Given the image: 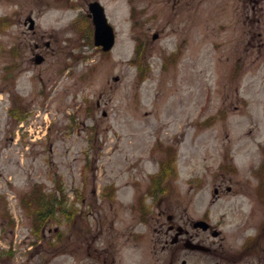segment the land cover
Listing matches in <instances>:
<instances>
[{
	"label": "rangeland",
	"instance_id": "obj_1",
	"mask_svg": "<svg viewBox=\"0 0 264 264\" xmlns=\"http://www.w3.org/2000/svg\"><path fill=\"white\" fill-rule=\"evenodd\" d=\"M93 1L115 33L107 51ZM261 164L264 0H0V264H211L247 238L225 264H264ZM34 183L69 212L39 234L43 199L20 203ZM159 207L215 226L198 234L210 251L170 258Z\"/></svg>",
	"mask_w": 264,
	"mask_h": 264
},
{
	"label": "flooded vegetation",
	"instance_id": "obj_2",
	"mask_svg": "<svg viewBox=\"0 0 264 264\" xmlns=\"http://www.w3.org/2000/svg\"><path fill=\"white\" fill-rule=\"evenodd\" d=\"M45 45H49V41L45 43ZM35 48H39V43L36 41L34 43ZM36 54L34 55V60L36 59V55L40 54L42 55L43 58V54L39 51L35 52ZM262 174V173H260ZM158 186V184H156V187ZM162 185L161 183H159V190H162ZM221 186H215L213 192L218 195L219 191H220ZM225 190L230 191L231 190V186L230 185H225ZM142 218L144 217V221H145V212L146 210L142 207ZM148 214V213H147ZM154 214V213H153ZM151 215L150 219H153L155 221H158L159 224V232H161V238L159 239L160 242V249L162 250H169L170 252V258L177 257L178 253L181 250H187V251H191V252H209L210 251V247L208 245H205L203 243V238H200L198 236L199 231H208L210 232V234L212 235V231L216 230L217 228L213 225L210 224V222L208 220H206L209 225L208 228L205 230L202 227L198 226L195 224L196 220L199 219H204V218H189V217H185V219L183 218V213H179L177 218H175V220L177 222H175L174 220V214L171 212H165L164 208L159 207V211H158V215ZM165 214L167 223H165L163 220H158L159 215H163ZM148 220V218H147ZM190 223L191 228L187 227V224ZM218 230V229H217ZM219 231V230H218ZM220 234V231H219ZM245 239L242 242V247L245 244ZM190 243L193 244H197L200 245L202 247L200 248H192L190 247ZM205 246L208 247V249H205ZM249 247L246 250H242L241 246L240 248L233 253L231 250V255H225L223 253L224 251V247L222 244L219 243L218 248H216L214 251L216 252V256L218 257L213 263L211 264H225V260H229V262H237L238 260H240L243 255L249 250ZM171 261V260H170ZM111 262V261H110ZM109 262V264H110ZM181 264H197L195 262H187L185 258H183L181 260Z\"/></svg>",
	"mask_w": 264,
	"mask_h": 264
},
{
	"label": "water",
	"instance_id": "obj_3",
	"mask_svg": "<svg viewBox=\"0 0 264 264\" xmlns=\"http://www.w3.org/2000/svg\"><path fill=\"white\" fill-rule=\"evenodd\" d=\"M89 10L91 12L92 23L94 25V44L101 45L103 50L110 49L114 43V32L112 26L107 22L102 6L97 1H93L89 3ZM33 26L34 21L32 18H29V28H33ZM35 60H41V56L37 55ZM196 223L201 224L204 228L207 227V223L205 221H199ZM213 233L216 234L217 232ZM190 247L199 248L202 246L190 243Z\"/></svg>",
	"mask_w": 264,
	"mask_h": 264
},
{
	"label": "trees",
	"instance_id": "obj_4",
	"mask_svg": "<svg viewBox=\"0 0 264 264\" xmlns=\"http://www.w3.org/2000/svg\"><path fill=\"white\" fill-rule=\"evenodd\" d=\"M21 117H22V115H21ZM40 197H42V198H40ZM29 198H32L33 200H36L37 198L43 199V200H41V207L44 210V212L40 213V218H41L42 222L40 221L39 225H38V223H36L35 220H33L34 226H35V234H39L41 227L43 225H45V223H44L45 220L52 218L56 212H60L62 215L68 217L69 212L62 208L60 197L58 198V196L56 194H47L46 192L42 191L41 188H38L37 190H34V192L31 196H29L28 198L26 197L25 199L29 200ZM60 208H62V209H60ZM37 228H38V230H37ZM58 232H56V234H58Z\"/></svg>",
	"mask_w": 264,
	"mask_h": 264
}]
</instances>
